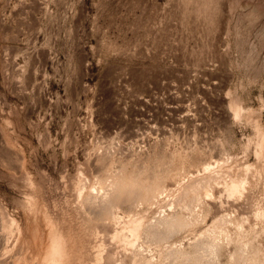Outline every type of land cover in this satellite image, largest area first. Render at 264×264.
<instances>
[{
    "label": "rangeland",
    "instance_id": "1",
    "mask_svg": "<svg viewBox=\"0 0 264 264\" xmlns=\"http://www.w3.org/2000/svg\"><path fill=\"white\" fill-rule=\"evenodd\" d=\"M0 264H264V0H0Z\"/></svg>",
    "mask_w": 264,
    "mask_h": 264
}]
</instances>
